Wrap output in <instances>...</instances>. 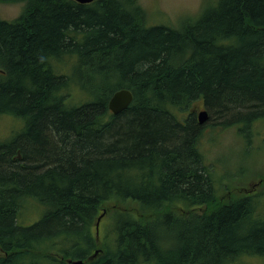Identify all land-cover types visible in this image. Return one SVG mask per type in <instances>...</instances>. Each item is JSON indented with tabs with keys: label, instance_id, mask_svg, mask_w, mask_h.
Wrapping results in <instances>:
<instances>
[{
	"label": "trees",
	"instance_id": "trees-1",
	"mask_svg": "<svg viewBox=\"0 0 264 264\" xmlns=\"http://www.w3.org/2000/svg\"><path fill=\"white\" fill-rule=\"evenodd\" d=\"M0 1L25 3L0 18V116L23 122L0 141V264H264V201L218 202L193 110L264 119V0L182 28L148 25L137 0ZM121 88L134 98L114 114Z\"/></svg>",
	"mask_w": 264,
	"mask_h": 264
},
{
	"label": "rangeland",
	"instance_id": "rangeland-1",
	"mask_svg": "<svg viewBox=\"0 0 264 264\" xmlns=\"http://www.w3.org/2000/svg\"><path fill=\"white\" fill-rule=\"evenodd\" d=\"M137 2L142 20L148 25L167 24L182 28L186 23L197 19L218 0H137ZM24 6L23 1H0V18L14 19L21 15ZM55 64L62 68H71V63L67 59L56 61ZM72 90L78 99L82 94L78 85L74 84ZM193 108L198 112L205 109V105L198 100L193 104ZM13 118L12 115L0 116V141L10 139L23 126L22 120ZM222 122V119L209 116L200 140V148L206 162L213 165L218 202L227 203L237 198L235 191L230 194L225 188L239 187L253 181H256V186L252 187H258L256 199L264 201V119L255 117L248 130L241 122H226L228 126H221ZM36 202L31 199L29 204L27 203L24 221L33 222L40 218L44 207ZM113 222L112 218H105L101 222L102 236L108 233ZM250 262L259 264L257 258Z\"/></svg>",
	"mask_w": 264,
	"mask_h": 264
},
{
	"label": "water",
	"instance_id": "water-1",
	"mask_svg": "<svg viewBox=\"0 0 264 264\" xmlns=\"http://www.w3.org/2000/svg\"><path fill=\"white\" fill-rule=\"evenodd\" d=\"M76 1L80 3H90L94 0H76ZM133 98H134V95L131 89L129 88L118 89L117 91L113 93V95L111 96L109 100V105H108L109 109L112 111V113L118 114L129 107V105L133 101ZM208 115L209 113L206 108L203 110H199L197 113V120L201 124L206 123L209 117ZM103 215L104 214L98 217V220L96 223L97 234L100 233V223L103 218ZM97 252L98 250L95 252V254H97ZM73 263L74 264H85L83 260H74Z\"/></svg>",
	"mask_w": 264,
	"mask_h": 264
},
{
	"label": "flooded vegetation",
	"instance_id": "flooded-vegetation-1",
	"mask_svg": "<svg viewBox=\"0 0 264 264\" xmlns=\"http://www.w3.org/2000/svg\"><path fill=\"white\" fill-rule=\"evenodd\" d=\"M256 186V181H253L247 185H243V186H239V187H234V188H225V191H228V193H232L233 191H235L236 197L237 198H242V197H251L254 198L256 197V194L258 193L257 189L258 187H252V186Z\"/></svg>",
	"mask_w": 264,
	"mask_h": 264
},
{
	"label": "bare ground",
	"instance_id": "bare-ground-1",
	"mask_svg": "<svg viewBox=\"0 0 264 264\" xmlns=\"http://www.w3.org/2000/svg\"><path fill=\"white\" fill-rule=\"evenodd\" d=\"M222 125V124H221ZM224 125V124H223ZM219 127V126H218ZM247 128V127H246ZM228 129V128H227ZM230 129V128H229ZM205 131V130H204ZM256 253V252H255ZM251 254V253H250ZM247 255V254H246ZM259 255V254H258ZM261 255V254H260ZM263 257V256H262ZM140 264V263H139Z\"/></svg>",
	"mask_w": 264,
	"mask_h": 264
}]
</instances>
